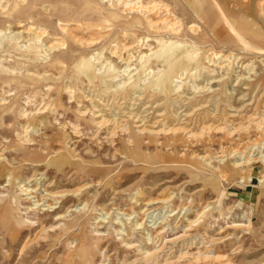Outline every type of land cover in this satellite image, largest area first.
<instances>
[{
	"label": "bare ground",
	"instance_id": "6f19581e",
	"mask_svg": "<svg viewBox=\"0 0 264 264\" xmlns=\"http://www.w3.org/2000/svg\"><path fill=\"white\" fill-rule=\"evenodd\" d=\"M105 1H107L109 6L115 7L114 16L115 14L124 16L133 13L132 20L128 19L129 25H138V22L140 23L141 19H143L142 23L149 28L148 31H156V47L154 46L156 50L149 48V53L152 54L148 58L152 59L154 54L156 63H158L157 69L154 68L156 70L149 72L144 65L138 66L139 68L134 67L132 66L131 58H129L122 62L124 63L123 69H116L111 78V74H113L111 63L105 62V65L102 64L104 70H101L98 74L96 72L99 68L96 67L97 64L95 66L90 59L83 57V55L81 61L83 72L90 81H97L94 80L96 76L101 77L99 83H93V88L89 86L79 89L77 88L78 86L74 85V81L73 83L70 81V83L68 82L69 84L62 86V91L57 89L52 82L46 83V92H43V101L40 106L36 109L29 110L26 108L20 111L21 117L26 119V125L24 126L23 134L19 133V144L10 145L12 141L10 142L9 139V141L4 140L0 144V165L2 163L12 164L13 161L11 159L14 160L15 156L6 154L12 147L16 152L30 155H37V150L43 151V154H41L42 158L47 160L49 165H54L58 169L62 168L69 159H72L73 165H77L79 169L85 170L88 165L96 167L98 163L86 161L83 154L79 155V152H77L79 142H81L82 144L89 143L84 148L85 153H93L92 144L109 145L114 149V156L120 155L123 161L131 160L139 163V161L144 159L148 166L156 170L160 165H164V162L156 160V157L145 153L151 146H155V149L158 146L165 156L178 154V156L187 159L186 166L201 175L200 179L203 180V187L200 190L207 188L204 181L209 179L211 183V178L224 179L229 171H234L239 175L241 181L245 179L252 180L251 176L255 164H260L262 171L259 175V180L264 182L263 148L256 155L253 153L250 155L247 154V144L243 145L241 141L236 142V139L251 138L254 128L259 130L258 135L255 134L256 137L264 139V109L261 110L260 107L262 95L258 98L253 95L249 99L250 89H264V0L181 1V4L183 2L187 5L189 11H193L195 14V20L188 25V30L199 34V36L203 34V31H207L205 33L209 34L204 33L205 35L203 36L207 37L208 40H211L209 37L217 39L216 41L222 48L219 53L215 49H212V51L203 50L202 45L199 44V39H190L188 36L183 35L187 31L185 29L186 18L170 4L166 3L165 0ZM69 23L63 25V27L62 23L60 27L68 31L73 43L90 46L99 41L102 42L101 39L105 36L101 31V35H92L85 38L74 32V29L78 28L77 25L79 23L77 25H69ZM32 27L30 24V27L26 28L27 31L25 32L28 33V31L33 30L34 27ZM84 27H86L85 24ZM88 27L90 26L88 25ZM134 29L135 27L123 29L124 38L121 45L125 50L131 51L137 46L136 42H133L132 39L130 41L127 35L129 31L132 32ZM44 30L42 28L34 29V33L41 36ZM47 32L49 31L47 30ZM14 35L11 34V36ZM130 35L132 36V34ZM68 39L56 35L55 39L48 43L46 50L51 54V50H56L58 46H64ZM69 42L71 41L69 40ZM209 44L213 45L214 43L210 42ZM118 51L119 46H116L111 52L115 55ZM40 55L39 57H41ZM42 57L44 56L42 55ZM99 57L102 58V52ZM44 58L47 57L45 56ZM52 62L51 67L53 66L58 71L62 70L64 72L63 70L65 69H63L60 61L55 59ZM47 71V69L45 72L32 71L29 75L42 82L47 80L57 81L59 79V77H56L57 75L47 73ZM80 76L82 77V75ZM123 77L126 78L121 79ZM233 78L236 79L233 90H235L234 87L239 85H244L243 88L246 89V92L242 94V103L241 105H233L231 103L222 105L219 103L217 96L221 93H227L232 97L234 91H228V88L223 87ZM97 85L101 89L97 88ZM64 93L67 94L69 100L65 101ZM160 94H165V100L162 102L157 99ZM3 99L6 100L7 98ZM4 100H0V104H6ZM72 102L77 103L74 108L77 114L76 119L70 117L68 113V107L71 106L70 103ZM163 103L166 106L164 110H160L159 107ZM246 110L252 111V113L247 114L248 112H244ZM49 127L53 128L51 133L48 131ZM67 130H69L70 134L68 136L65 133ZM218 133L221 135L219 138ZM55 138L60 141L57 149L53 146ZM75 138H78V140ZM214 141L219 143V150H204L206 146ZM226 142L228 143L225 145ZM43 143L48 146L46 148L42 147ZM112 174H105L102 179L95 183L101 184L104 182V178L111 177ZM90 184L92 185L93 182L86 185L90 187ZM50 185L51 183L44 187L43 192L39 193L37 188L31 185L26 186L21 181L19 182L17 187L27 198L40 197L34 202L35 206L33 208L31 205L27 207L29 210L32 208L35 211L36 221L31 217H19L16 220L17 226H23L26 223H43L44 212L42 214L40 212L42 210L41 204H44L42 203L43 200L46 202L45 205L48 206V211L50 208H55L56 210L55 204L60 202L58 207L61 205L65 206L68 196L75 195L77 200H81L85 195L83 194L84 189L88 187L81 186L72 191L57 192L51 190L49 188ZM173 198L174 195H170V193L168 196L161 195L159 197H146L144 193H141L140 198L136 201L134 200L136 207L129 214L136 213V217L142 218L143 221V216L148 211L171 207ZM194 198L191 195L187 202V218L181 216L174 226V221L170 220H165V222L156 220V226H148L147 224L142 226L144 222H138L137 220L136 223L130 221L128 222L129 224L124 223L122 227H118L116 231L120 237L117 239L120 240V247L125 252L118 264H235L233 255L241 251L242 245L239 244L230 253H226L218 251L217 244L232 237L237 238L239 242L241 239L235 231L219 236L209 235L205 218L210 214L215 219H218V216L216 217L213 211L216 208V200H209L204 204L195 203ZM85 200L86 204L89 203V195H87ZM139 200L140 202H138ZM193 204L196 206L194 212L191 207ZM71 206L72 204L64 212L57 213V217L54 218L56 219L55 222L50 225L52 229L61 234L62 240H73V244L68 249L73 254L76 262L79 264H92V260L97 255V247L92 249L88 245L84 229L85 223L81 218H78V214L73 215L74 213H70L72 211ZM175 207L177 213L184 206L178 205ZM195 212L197 214L192 218L191 215ZM223 214L224 210H222L219 217ZM180 220L182 222L179 224ZM96 222H94L95 232L93 234L98 240L97 246H101L107 237L102 232L101 227L103 225H100L98 221ZM250 224L251 221L248 223H234L235 227L243 225L245 226L244 230L248 231L253 229L252 224ZM132 225L134 230H137V236H139L137 240L132 238L133 232L131 233L127 229L130 226L132 227ZM179 225L184 227L183 232L174 237H167L170 229L172 227L177 229ZM98 253L102 256L97 264H112L106 249ZM189 256L193 258L194 263L185 261V258Z\"/></svg>",
	"mask_w": 264,
	"mask_h": 264
},
{
	"label": "rangeland",
	"instance_id": "374dc122",
	"mask_svg": "<svg viewBox=\"0 0 264 264\" xmlns=\"http://www.w3.org/2000/svg\"><path fill=\"white\" fill-rule=\"evenodd\" d=\"M181 1L182 0H165L166 3L170 4L178 13H181L186 18L185 29L187 31L184 32L183 35L188 36L190 39H199V44L202 45L203 50L212 51V49H215L218 53L221 52L222 48L216 41L217 39L214 37L210 38L209 35L208 37L211 40H208L207 37L205 38L203 36L209 34L205 33L207 31H203V34L199 36V34L188 30V25L195 20V14L193 11H189V8L183 2L181 4ZM4 7L8 9H4ZM7 10L8 12H6ZM114 11H116L115 7L109 6L105 0L0 1V100L7 98L4 100L6 104H0V144L8 139L10 142L12 141L10 145L19 144L20 134H23V129L26 125V119L21 117L20 111L26 108L29 110L36 109L40 106L43 101V92L47 87L46 83L52 82L54 86L57 89H61V91L70 81L72 83L74 81V85L76 87L78 86L77 88L79 89H84L89 86L93 88L95 83H99L101 80L99 76H96L99 78L94 77V80L97 81H90L89 78L87 79L86 74L81 68L83 55V57L90 59L95 66L97 64L96 67H99V70H96L97 73L104 70L103 65L106 64L105 62L112 64V73L115 72L116 69L121 70L124 67V63L122 62L129 58H131V63L134 67H141L144 65L146 66L145 69L149 72L157 69L156 66L158 63H156L154 54L152 55V59L148 58L149 55L152 54L149 53V48L156 50V31H148L149 28L142 23L143 19H141L140 23L138 22V25H129L128 19L132 20L133 13L124 16L115 14L114 16ZM67 23H69V25H77L79 23L77 25L78 28H76V30L74 29V32L85 38L92 35H101L103 32L105 36L102 39L104 40L101 39L102 42L99 41L100 43L97 42L94 45H90L91 47L81 43H73L68 31L60 27L61 24L63 27V25ZM30 24L34 29H45L41 36L34 33V29L30 32L28 31V33L25 32L28 27H30ZM84 24L86 27H84ZM127 27H135V29L132 30L133 33L129 31L130 33L128 32L127 34L129 36L128 39L130 41L132 39L137 45L131 51L123 49L121 45L124 38L123 29ZM47 30L49 32H47ZM11 34L15 35L11 36ZM130 34H132V36ZM56 35L69 39L64 46H58L56 50H51L50 54V52L46 50V46L55 39ZM13 37L17 40H14ZM69 40L71 42H69ZM210 42L214 44L211 45L209 44ZM116 46H119L120 52L118 51L117 53L119 56L117 54L113 55L111 52ZM89 48L91 49L89 50ZM101 52L102 58L99 57ZM39 54H41V57H39ZM42 55L44 57L46 56L48 59L42 57ZM55 59L61 62L63 69H65L63 70L64 72H62V70L58 71V69L53 66L51 67L53 63L52 60ZM144 61H146V63H144ZM44 63L46 64L44 65ZM46 69L48 70L47 73H52L55 76L57 75L56 77H59V79L57 81L47 80L46 82H42L29 75L32 71L45 72ZM79 74L82 75V77ZM113 75L114 73L111 74V78ZM65 76L67 77L65 78ZM124 78L126 77L121 79ZM86 82L90 84L88 83V85ZM235 83V78L226 83L223 88H228V91L234 92L232 97L227 93L219 94L217 96L219 103L222 105L226 103L241 105L243 100L242 94L246 92V89L243 88L244 85H239L234 87L235 90H233ZM96 87L100 88L98 85ZM249 92V99H251L253 95L257 96V98L262 95V99L260 98V107L261 110H263L264 89L256 90L255 88L252 90L250 89ZM164 97L165 94H160L157 99L162 102L165 100ZM64 99L65 101L69 100L66 93H64ZM77 103L72 102L70 103L71 106L68 107L69 116L73 119L77 118V114L74 110ZM163 104L159 107L160 110H164L166 105ZM244 112H248L247 114L252 113V111L247 110ZM52 129V127H49L48 131L51 133ZM68 131L69 130L65 131L67 136L70 135ZM252 133L251 138L245 137L243 139H236V142L241 141L243 145L247 144L248 153H246L250 155L253 153L256 155L259 150H262L261 148L264 150V139H262V137H256L255 134L259 133L258 129L254 128ZM218 135L219 138L221 135L220 133H218ZM75 139L78 140V138ZM227 143L228 142H226L225 145ZM58 144H60V141L55 138L53 143L55 149L58 148ZM88 144L79 142L77 152H79V155L83 154L86 161L90 163L96 162L98 165L96 167L88 165L85 170L77 168V165H73L72 159H69L60 169L54 165L51 166L47 163V160L42 158L41 154H43V151L39 150H37V155L16 152L12 147L6 152L8 156L15 157L13 158L14 160L11 159V161H13L12 164L2 163L0 165V264H79L68 249V247L73 244V240H62V237H60L61 234L52 229L50 225L55 222L56 219L54 218L57 217V213L64 212L71 204L72 211H70V213H74L73 215L78 214V218H81L85 223L84 229L87 235L88 245L92 249L97 247V255L96 258L92 260V264H97L99 262L102 255L98 252L100 251L101 253L103 249H106L111 263L118 264L125 252L124 249L120 247V240L117 239L120 235L117 234L116 229L120 226L122 227L124 223L129 224L128 222L130 221H132V223H136L137 220L138 222L142 221V218L136 217V213L129 214L136 207L135 201L140 198L141 193H144L146 197L168 196L169 193L170 195H174L172 201L173 205L171 207L148 211L143 216L142 222L144 223L142 226L145 224L148 226H156V220H163V222H165V220L174 221V226L181 216L187 218V202L191 195L195 197V203L200 202L206 204L209 200H216V208L213 211L214 215L216 217L218 216V219H215V217L210 214L205 218L209 235L219 236L224 235V233L235 231L241 239L239 242L237 238L232 237L218 243V251L230 253L232 249L241 244V251L233 255L235 264H264V182L259 180V175L262 171L260 164L254 165V171H252L251 176L252 180L245 179L241 181L239 175L234 171H229L227 177L224 179L211 178V183L209 179L204 181L206 182L207 188L205 190H200L203 187V180L200 179L201 175H198V173L193 172L192 169L186 166L185 163L187 159L178 156V154L165 156L163 151L159 150L158 146H156V149L155 146H151L150 149H147L145 154L152 155L156 157V160L164 162V165H160L158 169L154 170L151 166H148L144 159L139 161V163L131 160L123 161L120 155L114 156V149L109 145L102 144L101 146L95 143L92 144V148L94 149L93 153H85L84 148ZM218 145L219 143L214 141L206 146L204 150H219ZM47 146L48 145L44 143L42 145L44 148ZM109 173H113L111 177L104 178V182L101 184L95 183L102 179V176ZM20 181L26 186L31 185L37 188L39 193L43 192L44 187L49 183H51L49 188L57 192L64 190L72 191L81 186L86 187L88 186L86 184L91 182H93V184H90V187L88 186L84 189L85 191L83 194L85 195L81 200H77L75 195L68 196L65 206L61 205L58 207L60 202L55 204L56 210L55 208H50L48 211V206L45 205L46 202L43 200L42 203L44 204H41L42 210L40 211L41 214L44 212L42 218L43 223H26L23 226H17L16 220L19 217H31L36 221V213L34 214L35 211H33L32 208L35 206L34 202L40 197L36 196L32 197V199L27 198L17 187ZM87 195H89V203L86 204L85 199ZM138 202H140V200ZM30 205L32 206V208H30L32 211L27 208ZM178 205L184 207L179 209L176 213L175 206ZM191 207L194 212L196 206L193 204ZM222 210H224V214L219 217ZM196 214V212L192 213L191 217L194 218ZM182 220H180L179 224ZM96 221H98L100 225H103L101 229L107 237L101 246H97L98 240L93 234V232H95L94 222L97 223ZM249 221H251L252 225H250L253 228L252 230L249 229V231L244 230L245 226L243 225H237L236 227L234 225V223H248ZM180 226L181 225H179L177 229L172 227L167 237L170 238L181 234L184 227ZM127 229H129L131 233L133 232L132 238L135 240H137V238L139 239L136 232L137 230H134L133 225ZM126 233H128V231H126ZM192 259L193 258L189 256L185 258V261H192V263H194Z\"/></svg>",
	"mask_w": 264,
	"mask_h": 264
}]
</instances>
